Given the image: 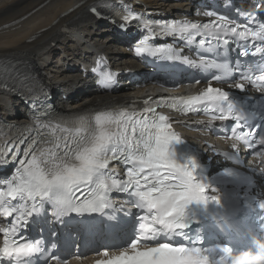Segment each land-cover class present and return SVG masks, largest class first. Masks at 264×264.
I'll use <instances>...</instances> for the list:
<instances>
[{
	"label": "snow or ice",
	"instance_id": "obj_1",
	"mask_svg": "<svg viewBox=\"0 0 264 264\" xmlns=\"http://www.w3.org/2000/svg\"><path fill=\"white\" fill-rule=\"evenodd\" d=\"M235 11L246 23L215 11L205 12L216 19L203 24L186 19L153 21L125 6L120 27L139 21L146 30L134 45L138 57L178 62L199 69L204 75L212 73L208 86L198 95L174 98L170 104L145 100L141 110L118 105L72 116L59 115L48 105L38 108L36 101L40 96L34 95L31 124L22 129L0 124V165L16 164L9 177L0 179V217L12 218L7 227L0 229V264H37L38 260L40 264H67L55 251V240L32 239L26 234L30 226L47 221L49 210L55 222L65 229L79 226L85 246L94 240L110 243L117 233L130 229V236L124 234L123 245L105 248L100 254L107 259L97 264H208V257L200 249L190 250L175 237L186 227L189 205L206 204L209 200L219 204V198L209 196L204 185L194 182V159L177 162L175 146L184 141L168 117L156 109L168 106L182 114L203 113L212 121H235L231 135L225 137L236 141L233 150H238L240 143L248 148L264 146V126L251 127L249 123V116L256 118V113L247 110L252 98L241 101L212 86V81L228 83L243 92V82H229L239 73L241 81L264 93V18L260 16L264 13V0H253L251 10ZM156 37L177 38L185 47H195L197 59L181 55L172 45L154 44ZM229 45L240 50V57L258 60L242 62L237 58L233 62ZM102 64L103 58L97 61L93 72L102 88H111L116 74L102 70ZM254 69L258 74H254ZM11 79L7 65L0 63V88L14 90L8 83ZM42 95L47 97L46 92ZM256 104L264 108V98ZM259 119L264 121V115ZM258 128L261 132L257 138ZM256 155L264 156V151ZM113 161L125 166L123 177L108 170ZM113 193L130 197L125 201L127 210L123 204H113ZM260 207L264 209V203ZM132 209L136 210V223H125L120 214L131 217ZM51 235L56 236L55 230Z\"/></svg>",
	"mask_w": 264,
	"mask_h": 264
},
{
	"label": "bare ground",
	"instance_id": "obj_2",
	"mask_svg": "<svg viewBox=\"0 0 264 264\" xmlns=\"http://www.w3.org/2000/svg\"><path fill=\"white\" fill-rule=\"evenodd\" d=\"M94 0H0V27L18 21L14 28L0 31V59L18 58L28 61L30 67L49 84L53 93L58 89L55 106L61 112L118 106L123 103L141 102L147 96L155 95L154 87H135L140 82H130L118 92L97 93L90 83L82 81L76 70L78 58L90 50H102L114 63L113 69L119 76H126L133 71L140 74L142 66L128 57L125 50L113 47L105 35L106 29H100L86 15V6ZM147 5L149 10L161 12L191 11L190 3H169V0H133ZM83 3L74 11L76 5ZM70 12V13H68ZM68 13V14H66ZM66 14V15H64ZM64 15V16H63ZM63 16V17H62ZM64 24H70L66 31H61ZM57 55L56 61L53 57ZM53 62L56 64L53 66ZM130 80L129 76H126ZM87 91V96L79 98L78 94ZM66 94L69 102L63 103L61 95ZM18 101L0 93V115L10 123L24 122V109L18 110ZM191 137L198 138L189 133Z\"/></svg>",
	"mask_w": 264,
	"mask_h": 264
},
{
	"label": "clouds",
	"instance_id": "obj_3",
	"mask_svg": "<svg viewBox=\"0 0 264 264\" xmlns=\"http://www.w3.org/2000/svg\"><path fill=\"white\" fill-rule=\"evenodd\" d=\"M220 195V193H212V196ZM252 239L255 252L248 250L235 254L226 249L223 264H264V238L256 239L253 236Z\"/></svg>",
	"mask_w": 264,
	"mask_h": 264
},
{
	"label": "rangeland",
	"instance_id": "obj_4",
	"mask_svg": "<svg viewBox=\"0 0 264 264\" xmlns=\"http://www.w3.org/2000/svg\"><path fill=\"white\" fill-rule=\"evenodd\" d=\"M56 57H57V55H55V56L53 57V60H54V61H56ZM54 65H56V64L53 62V66H54Z\"/></svg>",
	"mask_w": 264,
	"mask_h": 264
}]
</instances>
